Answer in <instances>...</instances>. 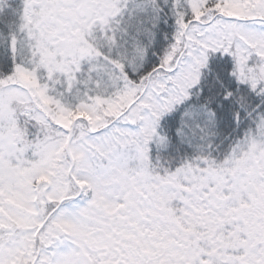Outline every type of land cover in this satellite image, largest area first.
I'll list each match as a JSON object with an SVG mask.
<instances>
[{
	"label": "snow or ice",
	"instance_id": "snow-or-ice-1",
	"mask_svg": "<svg viewBox=\"0 0 264 264\" xmlns=\"http://www.w3.org/2000/svg\"><path fill=\"white\" fill-rule=\"evenodd\" d=\"M0 264H264V0H0Z\"/></svg>",
	"mask_w": 264,
	"mask_h": 264
}]
</instances>
